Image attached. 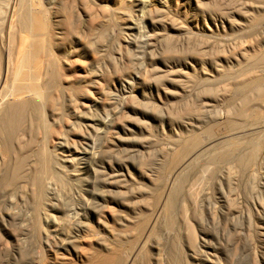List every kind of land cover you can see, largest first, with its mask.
I'll return each instance as SVG.
<instances>
[{
  "label": "rangeland",
  "instance_id": "374dc122",
  "mask_svg": "<svg viewBox=\"0 0 264 264\" xmlns=\"http://www.w3.org/2000/svg\"><path fill=\"white\" fill-rule=\"evenodd\" d=\"M7 1L0 0L2 69L7 34L3 43L5 45H1V35L6 29L4 18ZM154 1L156 2L145 0L146 4L155 3ZM183 1L185 2L166 0L170 10L163 8L164 11L157 12L163 17L160 21L163 24L161 28L165 29V21L171 23L173 20L178 22L175 25L190 27V14L208 15L227 10L226 12L230 11L232 15L239 8L248 7L250 3L257 6L264 0H202L201 7H188ZM192 1L195 3V0ZM32 2L33 0H17L16 11L33 7ZM39 2L46 13L42 31L44 39L40 43L31 42L29 45L25 42L14 17L15 24L12 19L8 24L12 23L10 30L13 29L16 33L10 32L12 43H15L14 47L12 46L13 54L19 50V53L16 52L21 57L18 56V59L16 55L13 59V74L3 92L8 97L0 105V264H98L100 256L128 249L140 238L146 226L151 224L155 211L147 208V199L156 191V183L151 182L145 174L152 176L160 162L164 163L163 161L174 153L176 155L175 151H178V155L182 151L184 137H188L186 140L190 143L196 140L202 142V137L206 134L201 131L202 126H194L193 122L192 126L185 128L181 123L180 109L183 101L179 79L181 70L190 72L186 69V64L197 58L200 48H204L200 53L205 48L208 50L203 53H210L212 42L207 45L202 34L192 35L184 30L174 29L169 31L171 35L156 36L157 33L154 34L150 30L143 32L140 29H132L130 25L135 19L142 20L138 16L142 10L140 0ZM211 4L217 7L212 8ZM207 20L209 25V19ZM18 33H21V36ZM69 35L70 40L67 39ZM80 38L82 44H76L75 40ZM148 41L154 43L152 47H144L143 43ZM19 42H22L23 46ZM44 42L46 43L43 44ZM69 49L75 51L71 62L67 56ZM47 56L50 60L61 56L59 66L64 75L69 76L72 85L80 84L83 87L78 96L70 92L64 102L67 110L79 108L78 114H72L69 121L79 120L82 124L69 132L70 143L86 144V132H92L91 124L102 126L96 118L107 120L111 117L103 142L107 149L113 151L116 158L119 175L118 184L114 189L108 185V168L100 174L95 183L87 186L91 190L89 192L85 189L83 174L70 171L68 176H65L64 183L57 181L52 184L49 203L48 200L43 202L35 196L27 184V179L38 171H53L49 164L51 155L45 148L43 125L49 122L47 137L54 133V144L60 137L61 126L45 115L42 117L37 114L38 119L29 118L31 110L28 107L26 111H17L15 121L8 128L5 111L8 106L20 102L24 97L16 92L19 76L16 73H20L19 70L23 69L30 59L44 61ZM142 62L143 66L139 65ZM205 80L215 89L232 79L216 83V77L210 78L207 75ZM86 88L89 90L86 91ZM115 97L117 99H114ZM170 118L173 120L170 121ZM208 124L206 123L203 130L209 127ZM212 129H209L211 135L222 131L214 127L213 130L217 131L212 132ZM180 134L185 136L181 137ZM229 148V145L221 144L210 151L212 156L218 154L215 156L216 160H211V155L208 154L199 161L211 162L210 172L213 171L214 176L203 187L202 198L204 208L215 211L218 227L196 226L194 240L187 241L182 238L180 210L184 209L182 206L185 203H182V196L179 195L173 212L161 214L152 229L143 251L144 256L148 250L154 251V248L160 247L163 251H160L161 261L156 262L157 264L171 262L170 249L180 250V253L173 254L176 264H264V217L259 216L250 207L254 201L264 202V168L260 166L255 169L251 173V181L243 177L231 186L225 181L221 182L218 174L224 169L227 170L229 164L234 162L233 155L229 156ZM72 152L77 151L72 149ZM221 152L227 154L228 158ZM54 153L64 162L70 156L69 152L62 150H55ZM219 154L222 161L218 159ZM218 160L220 161L217 162ZM141 164H145L144 171L149 174L140 169ZM219 168H222L220 172L217 171ZM176 188L171 193L173 197L178 191ZM108 189L111 191H107ZM89 193L95 198L98 196L101 205L100 214L90 218L86 216L83 207L85 195ZM78 210L79 214L76 216ZM69 214L73 217L68 216ZM69 239H74V248Z\"/></svg>",
  "mask_w": 264,
  "mask_h": 264
},
{
  "label": "bare ground",
  "instance_id": "6f19581e",
  "mask_svg": "<svg viewBox=\"0 0 264 264\" xmlns=\"http://www.w3.org/2000/svg\"><path fill=\"white\" fill-rule=\"evenodd\" d=\"M201 1L202 0H195L194 3L192 0H185V2H183L185 6L187 5L188 7H201ZM139 3L141 4L142 10L140 9L141 14L137 15L142 20L139 21L135 19L130 25L132 29H140L143 32L145 30H150L154 34L157 33L155 34L156 36L171 35L172 33H169V31L174 29H177L176 31L184 30L192 35L202 34L207 45L212 42V45H210L212 46V50L209 48L210 53L204 54L206 53L205 51L208 50H206V48L203 51L204 53H200L204 49L202 48L201 50L200 48L197 58H195L193 62L186 64V69H189L190 72L181 70L179 79L181 84L180 95L183 101H181L182 107L180 109V116L182 115L181 123L185 128H188L192 126L194 122V126H202L201 131L206 134L204 135L203 133L204 137H202V142H200L201 140H196L190 143V141L186 140L188 137H184L182 141L183 148L178 155V151H175L177 152L176 155H174V153L167 158L166 161H163L164 163L160 162L152 172V176L145 174L151 182L156 183V191L151 197H147V208L155 211L151 224L146 226L140 238L128 249L123 252H114L100 256V263L98 264H157L156 262L161 261L160 251H163V249L160 247L154 248V251L148 250L145 256L143 255V251L148 244L149 235L152 234V229L155 227L161 214H167L169 211L173 212L177 206L178 200L176 199L179 195L182 196V203H185L183 204L184 206H182L184 209L181 208L183 210H180L182 211L180 212V225L183 233L182 238L187 241L194 240L196 226L200 228L206 226L208 228L210 226L215 228L218 227L215 211L211 208L205 209L202 198L204 196L203 187L207 185L214 176V174H212L213 171L210 172L211 167H209V165L211 162L205 160L199 163L200 159L204 156L208 154L212 156L210 151L213 149L215 150L217 146H221V144L229 145V152L231 154L228 155H233L234 158V162L232 161L233 164H229L230 166L227 170H221L222 172H220L222 168L217 170L220 172V174H218L219 180L221 182H227L229 186L243 177L251 181V173L260 166L264 168V1L257 6L256 4L253 5L252 3L251 5L250 3L248 7L239 8L232 15L230 11L226 12L227 10L225 12L220 10L221 12L209 13L208 15L204 13L190 14L192 21L190 27L186 25H175L177 21L175 19L176 22H174V18H172L173 21L171 20V23L164 20V23L167 24L166 27H164L165 29L161 28L163 24L160 23L163 17L161 13L157 12L164 11L163 8L170 10L166 0H156L155 3L149 4H146L145 0H140ZM16 4L17 0L7 1V11L4 18V25H6L4 28L6 29L3 34L1 33V45L4 43L5 34H7V46L6 48L4 47V67L2 66L4 69L0 68V105H2V102L8 97L7 94H3V92L5 87L9 84L11 74H13L11 73V71L14 70H11L13 59L20 52L16 50L18 53L15 51V55L13 54L14 49L12 46L14 47L15 43H12V34L14 32L13 29L10 30V25L12 23L8 25L9 21L11 19L13 20L14 17V20L18 22V27L21 29L20 32L25 37V42L29 43V45L31 42L40 43L44 39L42 31L45 26L43 19L46 13L43 8H41L39 0H33L32 6L34 9L31 7L20 12L16 11ZM213 6L214 5H212V8L216 5ZM153 12H155V14ZM150 13H152L154 17ZM78 16L80 17V15ZM207 19H209V25H207ZM173 22L174 24H172ZM11 31L12 34H10ZM67 39H71L70 35L67 36ZM81 39L82 38L79 40L76 39L75 43L78 42V44L81 45ZM157 40L162 39L157 38ZM49 41L51 40L49 39ZM21 43L19 42V44ZM45 43L46 42L43 44ZM144 43V47H146V45L152 47L154 44L149 41ZM35 46L36 45H34V48ZM18 47L19 45H17V48ZM208 47L209 46H207V48ZM22 51L23 50H21V52ZM67 52V56L71 62L72 58H74L75 51L69 49ZM18 56L19 55L16 57L19 59L21 56ZM45 57L43 59L44 61L30 59L23 69H20L21 71L19 70L20 73H16L19 74V76H17L16 92L23 94L24 97L20 99V102L8 106L5 111L8 128H10L15 121L17 111L20 109L26 111L28 107L31 110L28 115L29 118L38 119L39 117L36 116L37 114H40L42 117L45 115L46 117H51L53 122L61 126V130H59L60 137L58 138V142L54 144L52 140L54 133H52L50 137H47L49 122L43 125V134L46 136L45 148L51 155L49 164L53 171L51 173H47V171H38L37 174L27 179V184L30 186L35 196L39 197L43 202L48 200L47 202L49 203L52 184L57 181L64 183L66 181L64 180L66 178L65 176H68L70 171H79L83 174L85 189L89 192L91 190L88 189L87 186L95 183L100 177V174L105 172L108 168V185L111 189H114L118 184L119 175L116 169V158L113 155V151L107 149V146H104L103 142V137L105 131L108 129L107 126L110 125L111 117L107 120L96 118L102 126L91 124L93 125L91 129L92 132H86V137L88 138L85 141L86 144L82 142L70 143L69 132L75 130L76 127H80L82 124L79 120L69 121L72 118V114H78L79 108L73 107L71 110H67L64 107V102L70 92L78 96V93H80V90L82 91L83 87L80 84L77 86H74L75 84L72 85L69 76L66 74L64 75L59 66L62 60L61 56L52 60H50L49 56H47L49 59H45ZM17 58H15V60ZM135 58L139 59V57ZM16 61L14 62L16 63ZM143 62L139 65L143 66ZM94 71H96V73L99 72L97 70ZM207 75L210 76V78L216 77V83H221L229 79L232 80L214 89L210 86L211 84L209 82H206L205 79ZM130 79H132V77H130ZM127 81L129 82V78ZM131 83H133V81ZM123 87L122 85L121 88ZM213 89L214 92L212 93ZM88 90L89 89L86 88V91ZM245 92L246 96L244 95ZM114 99L117 98L115 97ZM1 110L2 108H0V112ZM171 120L173 119L170 118V121ZM210 122L211 126L208 124ZM206 123L209 125V129H214L215 127V129L217 128V130L220 129V131H222L219 133L215 132L216 134L212 133L211 135L208 128L203 130ZM217 130H213L212 132ZM180 135L182 137L184 134ZM99 141L101 142L99 143ZM72 149L77 152L73 153ZM55 150H62L70 153V156L65 159L66 162L60 159L57 153H54ZM227 151L226 153H228ZM217 155L213 154V158L210 156L211 160H216L215 156ZM219 155L220 157L218 159H222L221 154ZM226 155L227 154H223L227 159L228 157H226ZM212 164L214 165V162ZM144 167L145 164H141L140 169L144 173L149 174V172L144 171ZM61 173H64V175ZM249 183L250 182H247V184ZM175 187H177L176 189L178 191L173 197L171 193L173 190L175 191ZM139 189L142 190L141 187ZM107 191L111 190L108 189ZM102 192L104 191L102 190ZM96 198L92 193L85 195L83 207L86 216L89 218L99 215L101 212L100 199L98 196H96ZM250 207L251 210L258 213L259 216L261 215L264 217V202L254 201L251 203ZM78 214L79 210L75 215L78 216ZM248 214L251 216L250 213ZM68 216L73 217L71 214ZM97 239L98 237L96 234L95 240ZM73 241L74 239H69V243L74 248L75 244ZM178 253H180L178 249L169 250L171 258L169 264H176L173 261V254Z\"/></svg>",
  "mask_w": 264,
  "mask_h": 264
}]
</instances>
